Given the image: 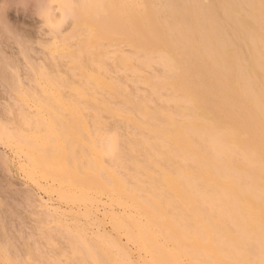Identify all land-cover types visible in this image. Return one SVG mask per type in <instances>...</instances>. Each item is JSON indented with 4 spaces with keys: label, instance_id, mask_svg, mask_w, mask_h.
<instances>
[{
    "label": "bare ground",
    "instance_id": "obj_1",
    "mask_svg": "<svg viewBox=\"0 0 264 264\" xmlns=\"http://www.w3.org/2000/svg\"><path fill=\"white\" fill-rule=\"evenodd\" d=\"M91 2L129 49L87 74L124 129L92 147L89 193L130 248L75 235L70 263L264 264V0Z\"/></svg>",
    "mask_w": 264,
    "mask_h": 264
},
{
    "label": "rangeland",
    "instance_id": "obj_2",
    "mask_svg": "<svg viewBox=\"0 0 264 264\" xmlns=\"http://www.w3.org/2000/svg\"><path fill=\"white\" fill-rule=\"evenodd\" d=\"M90 2L103 5L0 0V264H73L76 239L78 245L113 240L130 248L104 216L103 192L89 193L98 178L91 171L100 175V163L110 160L92 147L124 129L104 110L103 87L96 89L101 96L90 97L87 74L121 75L117 58L129 49L115 41L118 23L100 27V7ZM73 152L77 162L69 161Z\"/></svg>",
    "mask_w": 264,
    "mask_h": 264
}]
</instances>
